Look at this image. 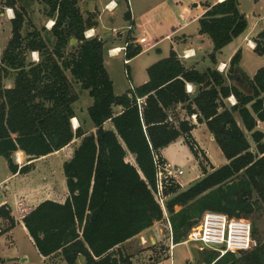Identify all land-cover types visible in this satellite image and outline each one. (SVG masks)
I'll return each mask as SVG.
<instances>
[{
	"label": "trees",
	"instance_id": "trees-1",
	"mask_svg": "<svg viewBox=\"0 0 264 264\" xmlns=\"http://www.w3.org/2000/svg\"><path fill=\"white\" fill-rule=\"evenodd\" d=\"M16 2L6 0L9 6ZM43 2L47 15L55 19L50 30L56 39L54 48L49 47L51 38L37 29L23 35L24 14L17 11L11 20V38L0 58V156L10 170L26 173L30 169V164L20 167L15 161L18 150L31 161L80 139L72 158L63 165L69 192L66 200L46 199L34 208L20 207V216L41 255H60L66 264H134L120 245L156 222L166 221L153 194V152L161 153L184 136L199 158L191 133L196 124L169 121L179 104L185 105L189 115L197 114V122L206 123L228 162L213 166L212 171L201 162V179L185 189L177 183L166 187L165 207L173 242H183L208 210L249 218L264 209V132L257 129L258 121H264V66L249 77L240 66L242 50L238 49L226 74L215 67L199 70L185 66L171 50L168 57L148 67L147 82L136 86L135 92L129 88L117 95L104 63L106 41L86 37L96 22L82 14L78 0ZM205 7L199 18L200 33L212 39L214 49L209 57L215 63L217 53L243 34L249 22L238 0ZM72 39L76 44L66 52ZM254 42L255 51L264 54V30ZM126 44L127 60L143 51L131 36ZM31 51H40L42 60L30 62ZM12 70L14 85L7 87L4 80ZM67 71L93 98L88 115L95 132L73 127L78 95ZM237 75L241 76L238 80ZM187 84L194 86L193 94L187 92ZM241 85L250 86V91ZM231 96L236 98L235 104L226 103ZM138 97L144 98L141 105ZM117 106L122 110L117 111ZM236 115L251 133L256 152ZM128 153L135 160H128ZM0 217L15 225L5 205L0 206ZM253 231L257 236L255 226ZM240 254L220 256L213 250L204 254L202 262L264 264V238L259 239L258 247Z\"/></svg>",
	"mask_w": 264,
	"mask_h": 264
},
{
	"label": "rangeland",
	"instance_id": "rangeland-1",
	"mask_svg": "<svg viewBox=\"0 0 264 264\" xmlns=\"http://www.w3.org/2000/svg\"><path fill=\"white\" fill-rule=\"evenodd\" d=\"M6 0H0V13L3 12L6 15V9L12 8L15 13V8L9 7L5 5ZM206 0H130V6L133 10L137 11V14L139 16L143 15L145 13V16L140 18V24H143V31L147 34L152 35V29L153 25L150 22V17L152 15L158 16L162 8L167 9V13L169 12V15L175 24L177 23H183L184 17L186 18V22H188L186 28L187 32H194L195 31V25L197 24V21L195 17L198 13L202 12V6H196V4L205 2ZM212 1V0H209ZM239 1V9L247 16L248 22H249V31L246 34H242L240 38L236 40V42L233 45H230L226 47L221 55L222 60H227L231 50L234 47L238 46V49L242 48V55L243 58H241L240 66L242 65L243 69L245 71L251 72L253 69L259 65L264 66V57H260L257 52H253L250 47L246 43L247 36L249 37L251 33L253 32V29L258 27V30H264V0H238ZM21 5H25L23 7L24 9V26L22 33L23 35H27L29 32L33 31L34 28L40 31V33L46 37L51 38V42L49 44L50 49L54 48L56 39L50 32L53 24L52 21L48 18L47 15V7L43 0H20ZM121 7H126L129 10V0H120ZM19 3L17 4V6ZM152 13L150 14L149 11L152 10ZM156 10V11H155ZM162 14H159V16ZM165 15V14H164ZM13 18L6 17L3 18L0 15V29H2V33L0 31V41L1 46L4 47V45L7 44L9 38V31L10 25L12 27L11 20ZM162 21V17H161ZM54 22V21H53ZM126 28H128L127 24H124ZM34 27V28H33ZM139 35L140 32H137ZM246 35V37H245ZM93 37H99V35H94ZM245 37V40H244ZM91 38V37H88ZM134 43L139 44L138 41H136V37H134ZM255 40V38H254ZM109 40L106 41L105 45V51H104V63L105 67L108 70V73L113 80L114 84V91L116 94H123L126 92V90L129 88L130 84L132 83L133 86L136 87L135 84L139 83L141 81V75L145 74V63L147 61H151L154 57L153 54L157 53V48L153 47L150 48L149 51L146 53L140 54L138 57L135 58L134 61H132L130 64H125L124 59L126 58V55L124 52L112 54L109 52L111 48L114 46H108ZM76 42L71 43L67 48L66 52H70L72 50L71 45H75ZM165 42L161 43L159 47L165 48ZM254 46V43H251ZM125 45V44H123ZM0 46V58L4 52V48ZM143 47V46H142ZM146 48V46H144ZM237 49V50H238ZM33 52H36L34 54ZM261 55V54H260ZM35 56V57H34ZM42 55L40 51H31L29 52V61L38 63L42 60ZM38 58V60L36 59ZM211 60V59H210ZM207 62H212L208 61ZM221 62L220 64H222ZM227 64V67L225 71H223L225 74L228 72L230 67V61ZM220 64L217 62L214 63V67L219 69ZM129 70H131V78L128 75ZM14 71H11V75L4 80V84L6 86H9L13 84L14 79ZM67 75L69 79L73 83V87L75 92L78 95V100L74 104L75 112H76V122L72 121L73 127L76 129L79 126H81L84 130L87 132H95L96 127L94 126V123L91 121L89 115H88V107L92 104L93 98L89 95L88 90H84L81 86V83L77 81L69 71H67ZM232 82V81H230ZM235 83L238 84L237 80H235ZM241 88L245 91H250V86L248 85H241ZM195 91V88H194ZM194 93V92H193ZM231 100H236L234 96L230 97ZM234 98V99H233ZM230 104L231 101L228 98L227 99ZM172 116L175 120H178V122L182 119L189 120L192 123H196L193 117L187 114L181 115V110L178 109V106H176L172 110ZM194 120V121H193ZM178 126V124H176ZM111 125L108 124L107 127H110ZM209 130L205 126L204 128H198L195 132L196 138L199 140L200 144L209 152L210 158L213 161V163L218 164L221 163L222 158L225 159L224 154L222 153L220 147L216 142H214L210 134L208 133ZM249 139H252L250 135L247 133ZM80 139H75L72 143H70L64 150H60L56 154L50 155V157L41 158L36 160L33 164L35 165V169L30 172V174L26 175L25 179H23L22 184L33 186L37 183V181H44L40 183L39 185H48L50 183L56 182L59 185V178H60V170H61V164L63 161L70 159L71 155L73 154V150L75 146L78 144ZM254 149V152H256V146L255 143H252ZM197 150L199 151V158H196L195 153L189 146V144L186 142L184 137H180L176 139L173 143L167 145L164 148V156L167 158V161L171 162L174 166L181 168L184 171V174L181 176V183L184 185H188L190 181L194 180L196 178V175L199 173V171L202 173V169L200 167V163L202 162L208 167L209 171H212V163L210 158L208 157L207 152L204 150L198 148V145L196 146ZM253 151V150H252ZM15 161L21 165H25L27 161V157L24 159L23 155L20 153H15ZM127 159L130 161L135 160L134 156L128 153ZM8 165L5 160V158L0 157V180H2L6 174L8 173ZM63 170V169H62ZM64 172V171H63ZM203 174V173H202ZM49 175V176H48ZM204 176V175H202ZM27 181V182H25ZM38 187V185H37ZM182 187V186H181ZM48 188V187H47ZM183 188V187H182ZM22 195H19L21 198H26L27 196L24 195V193H21ZM47 191H39L36 192L34 195L30 196L28 199H25V208H31L35 204H37L40 200L47 197ZM60 197V194L58 195ZM19 212H21V209H19ZM20 214V213H19ZM250 220L256 228V234L257 238L261 239L264 238V209L258 210L254 212L249 218H246ZM9 222V221H8ZM8 224V223H7ZM0 225L6 230V227L3 222L0 223ZM156 228H162V235L161 240L159 244L155 247L152 245V243L148 240L146 245L148 248L153 249L154 254H161L160 256H165L158 264H171V258L169 257V229L167 222L159 221ZM5 239L8 240L6 246L3 247L4 253L1 255H10L13 254L16 255V259L19 260L21 264H43L41 257L32 243L26 233L23 231V228L21 226H17L14 230L13 234L6 233ZM187 238V237H186ZM185 238V239H186ZM185 241V240H184ZM139 243L144 242L142 238L139 239ZM155 244V242L153 243ZM169 244V246H167ZM168 247V249H167ZM135 252L140 253L142 249L135 248ZM213 250L210 249H204L201 250L194 246L193 243H182L177 246H175V249L173 250V260L174 264H203V256L206 252H211ZM238 256L241 254L238 253ZM26 257L27 261L22 262V258ZM157 258V256H156ZM50 264H66L63 259L60 257V255L53 256L50 259ZM79 263H82L80 260Z\"/></svg>",
	"mask_w": 264,
	"mask_h": 264
},
{
	"label": "crops",
	"instance_id": "crops-1",
	"mask_svg": "<svg viewBox=\"0 0 264 264\" xmlns=\"http://www.w3.org/2000/svg\"><path fill=\"white\" fill-rule=\"evenodd\" d=\"M78 1H79V7L81 9L82 14L85 17H90L91 20L96 22V25H94L92 28L89 29L90 33H92L93 36L99 35V38L104 39L105 41L109 40L108 46H114V47L124 46L123 44H126L127 37H130V36L133 37L134 36V37H136V41H137L141 36H144V35H148L149 39L152 41L153 46L150 47L151 49L153 47L158 46L157 53L153 54L154 57L152 58V60L147 61L145 63V74L141 75V81L139 83L135 84L136 86H139V85L148 81V79H149V75L147 72L148 67L150 65H152L153 63H155V62H157L163 58L168 57L171 50H175L178 53L181 61L187 67H196L199 70H205L207 67H214L213 62H211V63L207 62V60L211 61L209 55L213 52L214 44H213L212 39L207 34H201L200 33L199 18L206 11L205 4H208V3L214 4V3L222 1V0H212V1L206 0L205 2H201V3L196 4L197 7L200 5L202 6L201 7L202 12L198 13L196 15L197 17H195V19L198 21H197V24L195 25V31L194 32H187L186 26H187L188 22H186L185 17L183 19V21H185V22H183V23H177L176 22L174 24L170 15H169V12L167 13V9L162 8L163 10H161L159 13L162 15L159 16V14H158V16L156 17V15L154 14L150 17V22L153 25L152 26L153 27L152 35L144 32L143 31V29H144L143 24L142 23L140 24V18H141V16L144 17L145 13H143V15L139 16L137 14V11L133 10L131 8L130 0H129V10L126 7H121L120 0H78ZM112 1L116 2V6L113 9H108L106 7V5ZM4 3H5V5H7L6 1ZM18 3H19V5L17 6ZM20 3H21L20 0H17L15 6H9V5H7V6L13 7V8L16 7L15 13L17 11H20L24 14L23 7L25 5H21ZM152 11H153V9L150 10L149 13L151 14ZM0 15L3 18L6 17L5 13H3V12H1ZM161 17H162V21H161ZM48 18L52 21V23H54L53 22V21H55L54 18H52V17H48ZM124 24H127L128 28H126V26ZM130 25H132V27H133L132 29H129ZM257 28L258 27L254 28L251 35L249 37L247 36V38H246L247 45L249 44L248 46L250 47V49L254 53L256 52L255 51V45L256 44L254 42V38L261 31V30H258ZM249 29H250V27L248 25V29L243 33V35L248 33ZM0 31L2 33V29H0ZM8 31H9L8 38L10 39L11 35H12L11 25H10V28L8 29ZM137 32H140V34L138 35ZM240 36L237 37L236 39H234L233 42H231L230 44L225 46L220 52L217 53L216 61H215L216 64H217V62L220 64L221 62L228 63L230 61L232 56L236 53L238 46L234 47L231 50L227 60H222L221 55H222L224 49L230 45H233L236 42V40L238 38H240ZM245 37H246V35H245ZM245 37H244V40H245ZM0 39H1V37H0ZM164 42L166 43L165 48L159 47V45L161 43H164ZM71 43H74V42H72V40H71ZM251 43H254V46H252ZM0 44H1V41H0ZM7 44H8V42H7ZM7 44L4 45V47L1 45L0 46L5 49ZM141 46H143V51L140 54H142L144 52L146 53L150 49V48L146 49L144 47V45H141ZM241 50H242V48H241ZM120 53H122V52H120ZM139 55H137L136 57H138ZM258 55L260 57H264V54H262V55L258 54ZM136 57L130 59L129 62L125 63V64H130L132 61L135 60ZM242 58H243V55H242ZM125 59H124V61H125ZM261 67H263V65H259V66L255 67L253 69V71L248 72V71H245L241 65L242 70L251 78L256 74L258 69ZM128 75L131 78V76H132L131 70H129ZM13 85H14V79H13V84H11L7 87H12ZM129 88H130V86H129ZM128 89L126 90V92L128 91ZM117 95H119V94H117ZM230 101H231V99H230ZM228 102L229 101L226 100L227 104H228ZM177 106H178V109L181 110V115L184 116V114H187L188 116H190L187 113L184 104H179ZM249 108H251V105H249ZM116 110L121 111L122 107L117 106ZM236 119H237L239 125L241 126V128H243L246 131V134L248 133L251 137V133L245 129L241 118L238 115H236ZM182 120H184V119H182ZM108 124H110V122H107L106 126ZM195 124H196V127L191 132L192 136H193L194 140L196 141L198 148L207 152L208 157L210 158L209 152L200 144L199 140L196 138V135H195V132L198 128H202V127L204 128L205 126L207 127V125L205 122L200 123L197 121ZM257 129L264 132V121H260V120L258 121ZM208 133L210 134L211 139L214 142H216L212 133L210 131ZM180 137H184V136H180ZM247 137H248V135H247ZM75 139H79V138H75ZM184 139H185V137H184ZM248 139H249V137H248ZM249 141H250L251 146H252L253 145L252 143H254L253 140L249 139ZM173 142H171V143H173ZM79 143H80V141L75 146V148L79 145ZM254 145L256 146V144H254ZM67 146H65L62 149L64 150ZM164 148L161 149V154L167 160V158L163 154ZM252 150L254 151V149H252ZM59 151H56V152H53V153L48 154L46 156H42L40 158H36V159L29 161L28 155H26L23 151L18 150L17 153H20L21 155H23L24 159L27 157L26 164H30V169L26 173H23V172L13 173L9 168L7 160L5 159L7 162L9 170H8V173L6 174V176L2 180H0V206L1 205L7 206L8 210L10 211L11 216L14 218V224L15 225L11 226V222L9 220L1 217L2 222L4 224H6L5 225L6 230L4 231V233H2L0 235V264H21L19 262V260L16 259V255H14V253L10 254L8 256L1 255L5 252L3 247L6 246V244L8 242V240L5 239L4 234H6V233L13 234L14 230L17 226H21L23 228V231L26 233V235L28 236L30 241H32V243L34 244V241L31 238V236L29 235L28 229L26 228V226H25V224H24V222H23V220L19 214L20 213L19 212L20 207L25 206L27 204V203H25V199H28L30 196L34 195L36 192H39V191L41 192L43 190V191H47V193H48L47 197L40 200L37 204H35L31 208L36 207L39 203H41L42 201H44L46 199H52V200H56L59 202H64L66 200L69 192H68L66 177H65L62 169H63V165H64L65 161L70 160L72 158L73 154L71 155L70 159L63 161V163L61 164L59 185L56 182L50 183L48 185L47 184L46 185L45 184L39 185L40 183H42L44 181H40V182L37 181V183L34 184L33 186H30V184H28V185L22 184L23 179H25L26 175L30 174V172L35 169V165L33 163L36 160L41 159V158L50 157V155L56 154ZM73 152H74V150H73ZM0 157H2V156H0ZM210 160H211V158H210ZM227 162H228V160L226 157H225V159L222 158L221 163H218V164L213 163V161L211 160V163L215 168H219L220 166L226 164ZM19 165H20V167L24 166L21 164H19ZM202 175L203 174L199 171V173L196 175V178L194 180L190 181L188 185H184L182 183L183 189L189 187L191 184H193L194 182L201 179L203 177ZM25 182H27V181H25ZM37 185H38V187H37ZM21 193H24V195H26L27 197L21 198L19 196V195H22ZM59 194H60V197H58ZM162 222H166V221H162ZM158 223L159 222H156L150 228L144 230L140 234L130 238L129 240H127L126 242H124L123 244L120 245V248L122 249V251L131 256L134 264H158L163 259V257H166V255L159 257V255H161V254L155 255L153 249L148 248V246L146 245L148 240L155 247L159 244V242L161 240V235H162V228H156ZM140 238H142L144 242L139 243L138 241ZM154 242H155V244H153ZM169 242H170V239H169ZM182 243H184V242L177 243L175 246L182 244ZM34 246H35V244H34ZM167 246H169V244H167ZM135 248L142 249V251L140 253L135 252L134 251ZM36 249H37V247H36ZM167 249H168V247H167ZM174 249H175V247H174ZM37 251H38V249H37ZM38 253H39V251H38ZM39 255L41 257L43 264L51 263L50 259L52 258V256L51 257H45V256L41 255L40 253H39ZM156 256H157V258H156ZM25 261H27V258L23 257L22 262H25ZM171 264H174L173 256L171 258ZM203 264H206V263H203Z\"/></svg>",
	"mask_w": 264,
	"mask_h": 264
},
{
	"label": "built area",
	"instance_id": "built-area-1",
	"mask_svg": "<svg viewBox=\"0 0 264 264\" xmlns=\"http://www.w3.org/2000/svg\"><path fill=\"white\" fill-rule=\"evenodd\" d=\"M115 6V1L109 2L106 5L108 9H113ZM6 15L9 18H14V10L12 8H7ZM132 28V25H130L129 29ZM86 37H93L89 30L86 31ZM137 41L139 44L146 46V49L153 46V43L149 39L148 35L141 36ZM126 46L127 44L124 46L113 47L109 50V52L111 54L124 52L126 55ZM33 53L36 54V52ZM36 59L38 60V58ZM128 62L129 60L125 59V63ZM226 67L227 64H220L219 70L223 72ZM130 88L135 92V86H133L132 83L130 84ZM186 89L188 93L193 94L194 86L192 84H187ZM137 101L139 105H141L144 102V98L138 97ZM231 103L235 104L236 100H231ZM192 117L196 122L197 114H193ZM169 121H175L173 116L169 117ZM153 161L156 168V187L153 189V194L165 211V219L168 224L170 235L168 254L170 258H172L173 249L176 244L173 242L172 226L166 212L165 202L167 200V196L165 195V189L173 183H177L182 186L180 178L184 174V171L167 161L162 154L157 151L153 152ZM0 223H2L1 217ZM4 231L5 229L0 225V235L4 233ZM183 242L193 243L195 247L201 250L210 249L217 251L220 256L229 252L238 254L250 251L259 246V239L254 235L253 224L250 220L243 217H232L226 213L211 210L204 212L198 223L191 228L187 238Z\"/></svg>",
	"mask_w": 264,
	"mask_h": 264
},
{
	"label": "water",
	"instance_id": "water-1",
	"mask_svg": "<svg viewBox=\"0 0 264 264\" xmlns=\"http://www.w3.org/2000/svg\"><path fill=\"white\" fill-rule=\"evenodd\" d=\"M75 41H76L75 39H72V42H75ZM236 77H237V80L241 78L240 75H237ZM102 128H103V126H102Z\"/></svg>",
	"mask_w": 264,
	"mask_h": 264
},
{
	"label": "bare ground",
	"instance_id": "bare-ground-1",
	"mask_svg": "<svg viewBox=\"0 0 264 264\" xmlns=\"http://www.w3.org/2000/svg\"><path fill=\"white\" fill-rule=\"evenodd\" d=\"M53 24V23H52ZM252 46H253V44H251ZM72 121H74V122H76L77 120H76V118H74Z\"/></svg>",
	"mask_w": 264,
	"mask_h": 264
}]
</instances>
